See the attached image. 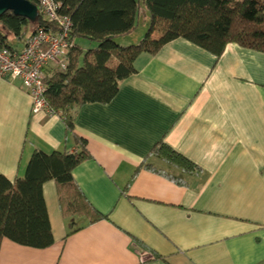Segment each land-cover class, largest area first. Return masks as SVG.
<instances>
[{
    "label": "crops",
    "instance_id": "crops-1",
    "mask_svg": "<svg viewBox=\"0 0 264 264\" xmlns=\"http://www.w3.org/2000/svg\"><path fill=\"white\" fill-rule=\"evenodd\" d=\"M142 13L119 45L141 39ZM134 66L109 103L77 109L71 132L58 114H32L20 80L0 79V176L23 177L34 151L77 153L82 139L89 157L72 178L105 217L63 211L48 181L53 243L37 249L3 238L0 264H264V52L228 43L215 58L176 39ZM158 143L196 169L151 156Z\"/></svg>",
    "mask_w": 264,
    "mask_h": 264
},
{
    "label": "trees",
    "instance_id": "trees-1",
    "mask_svg": "<svg viewBox=\"0 0 264 264\" xmlns=\"http://www.w3.org/2000/svg\"><path fill=\"white\" fill-rule=\"evenodd\" d=\"M37 6L38 0H26ZM59 13L71 21L64 71L45 79L44 99L51 113L58 114L68 132L73 117L85 104H107L117 94L121 81L136 72L134 63L141 54L154 55L165 44L184 39L220 57L228 43L264 52V0H54ZM141 5L148 27L138 43L121 46L116 38L130 34L137 26ZM48 26L40 15L35 22L6 12L0 17V47L11 48L8 37L25 41L37 29ZM82 38L94 48L81 50L75 40ZM79 152L45 154L34 151L23 177L12 182L0 176V242L44 249L53 243L43 199L42 186L54 181L60 206L65 212L86 213L95 222L104 219L79 192L73 169L89 157L86 143L77 139ZM183 171L195 166L168 148L156 144L150 152ZM146 168L150 169L146 165ZM196 169V168H195ZM132 241L147 249L136 239ZM154 259L160 256L151 252Z\"/></svg>",
    "mask_w": 264,
    "mask_h": 264
},
{
    "label": "built area",
    "instance_id": "built-area-1",
    "mask_svg": "<svg viewBox=\"0 0 264 264\" xmlns=\"http://www.w3.org/2000/svg\"><path fill=\"white\" fill-rule=\"evenodd\" d=\"M38 14L48 26L39 28L23 41L19 50L0 47V79L16 78L31 98V112L51 113L45 99V79L52 72L64 71L71 21L59 13L60 4L54 0H38Z\"/></svg>",
    "mask_w": 264,
    "mask_h": 264
},
{
    "label": "water",
    "instance_id": "water-1",
    "mask_svg": "<svg viewBox=\"0 0 264 264\" xmlns=\"http://www.w3.org/2000/svg\"><path fill=\"white\" fill-rule=\"evenodd\" d=\"M6 12L30 22H35L39 16L37 6L26 0H0V17Z\"/></svg>",
    "mask_w": 264,
    "mask_h": 264
},
{
    "label": "rangeland",
    "instance_id": "rangeland-1",
    "mask_svg": "<svg viewBox=\"0 0 264 264\" xmlns=\"http://www.w3.org/2000/svg\"><path fill=\"white\" fill-rule=\"evenodd\" d=\"M142 12H144V9H143V7H142V5H141V9L139 10V15H138L137 23H138V22H139V23L142 22V19H143V13H142ZM145 32H146V30L143 32V35L141 36V39H142V37H144ZM139 41H140V40H139ZM139 41H138V42H139ZM138 42H137V43H138ZM75 44H76L81 50H83V51H87L89 48L93 49V48L95 47L93 43H90V42H88L87 40L82 39V38H77V39L75 40Z\"/></svg>",
    "mask_w": 264,
    "mask_h": 264
}]
</instances>
